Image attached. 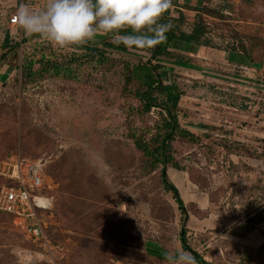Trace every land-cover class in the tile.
<instances>
[{
    "label": "rangeland",
    "instance_id": "rangeland-1",
    "mask_svg": "<svg viewBox=\"0 0 264 264\" xmlns=\"http://www.w3.org/2000/svg\"><path fill=\"white\" fill-rule=\"evenodd\" d=\"M203 1L216 13L205 16L211 45L185 52L189 66L161 62L165 83L184 93L180 125L197 138L173 143L183 171L167 173L185 203L193 252L210 264H264V0ZM20 3L38 12L48 0H0V162L15 154L42 162L51 206L37 216L61 250L51 264H165L166 252L183 250L184 217L161 167L150 173L129 138L150 139L165 116L130 109L138 102L124 69L149 53L112 50L102 62L43 37L21 43L26 35L11 24ZM197 5L173 0L167 17L182 11L190 33ZM108 36L83 45L100 47ZM19 223L0 214V264H50L40 254L24 259L45 254Z\"/></svg>",
    "mask_w": 264,
    "mask_h": 264
},
{
    "label": "trees",
    "instance_id": "trees-1",
    "mask_svg": "<svg viewBox=\"0 0 264 264\" xmlns=\"http://www.w3.org/2000/svg\"><path fill=\"white\" fill-rule=\"evenodd\" d=\"M202 2L204 3L203 0H198V5L194 8L197 12V19L190 33L183 30V26L186 24V18L182 11L179 10L180 13L178 17L174 18L167 17L169 13V11H167L160 21L161 23H170L172 25L167 33V40L151 49H130L147 52L150 55V59L146 63L140 62L133 66L127 64L124 70H126V85L129 87L133 86V89L130 91L138 102V107H130L133 114L145 116L151 114L152 110L156 109H160L165 114L161 125L157 124L155 128L156 132L150 139L146 138L145 133L137 135L134 132L129 134V138L133 141L137 151L142 154L150 173L161 167L163 187L167 192L172 193L173 199L184 217L183 229L180 235L183 250L190 252L196 258V263L210 264L193 252L188 245L187 222L189 216L178 188L170 180L167 173V168L169 166L175 170L183 171L173 156V143L179 138L188 139L190 142L194 143L197 138L191 131L182 128L180 125L179 105L184 93L176 83H165L162 72L169 71V68L161 65V62L167 59L173 61L176 65L189 66L192 59L186 55L185 52L197 54L201 46L207 47L211 45V41L206 37L209 33V23L206 21L205 16L214 15L216 13L209 7L201 5ZM218 16L220 18L224 17L223 15ZM119 34L130 35L132 33L131 30H126L121 31ZM39 38H42L39 34L26 35L21 43H27ZM9 40L10 36L7 34L4 41V48H8ZM101 42L100 47L95 44L79 45L77 47L86 50L89 54L94 53L102 62L108 60L106 54L109 51L118 50L126 52L129 50V48H126L123 44H114L112 42V35L110 34ZM19 45L20 43L17 46ZM239 48L243 53L247 52L243 44H240ZM235 49L236 48H234V50ZM33 65L32 63L27 64L24 70L26 76L31 75V70H34L32 69ZM53 67L56 70V74H59V66L54 65Z\"/></svg>",
    "mask_w": 264,
    "mask_h": 264
},
{
    "label": "clouds",
    "instance_id": "clouds-1",
    "mask_svg": "<svg viewBox=\"0 0 264 264\" xmlns=\"http://www.w3.org/2000/svg\"><path fill=\"white\" fill-rule=\"evenodd\" d=\"M173 0H48L40 11L20 3L16 22L25 35L39 34L60 47L79 46L99 34L126 48L151 49L167 40L170 23H161ZM131 30L130 35H120ZM165 264H196L187 251L165 253Z\"/></svg>",
    "mask_w": 264,
    "mask_h": 264
},
{
    "label": "built area",
    "instance_id": "built-area-1",
    "mask_svg": "<svg viewBox=\"0 0 264 264\" xmlns=\"http://www.w3.org/2000/svg\"><path fill=\"white\" fill-rule=\"evenodd\" d=\"M11 24L18 25L15 15ZM0 180V213L19 220L26 237L42 249L48 263H53L61 250L47 241L37 216L39 211L51 206L45 193L49 184L42 162L10 155L0 162Z\"/></svg>",
    "mask_w": 264,
    "mask_h": 264
},
{
    "label": "bare ground",
    "instance_id": "bare-ground-1",
    "mask_svg": "<svg viewBox=\"0 0 264 264\" xmlns=\"http://www.w3.org/2000/svg\"><path fill=\"white\" fill-rule=\"evenodd\" d=\"M33 254H37V255L40 254V255H42L41 253H38V252H37V253H36V252H29L27 255L24 256V259L27 258V260H28L29 262H31V261L33 262V261H34V258H33L34 255H33ZM29 256H30V257H29ZM42 256H43V255H42ZM43 258H44V256H43ZM26 262H27V261H26ZM34 262H36V261H34Z\"/></svg>",
    "mask_w": 264,
    "mask_h": 264
}]
</instances>
